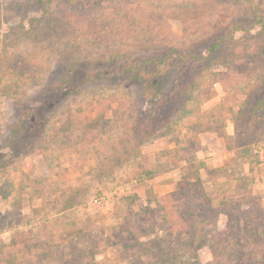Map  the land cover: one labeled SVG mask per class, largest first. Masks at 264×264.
Returning a JSON list of instances; mask_svg holds the SVG:
<instances>
[{
    "label": "rangeland",
    "instance_id": "1",
    "mask_svg": "<svg viewBox=\"0 0 264 264\" xmlns=\"http://www.w3.org/2000/svg\"><path fill=\"white\" fill-rule=\"evenodd\" d=\"M30 1L0 0V243L18 229L31 246L13 264H264V130L245 126L263 96L264 58L242 32L208 50L244 4L59 0L70 17L51 27L30 24L40 14ZM252 1L264 14V0ZM170 47L196 58L149 83L123 69ZM196 71V88L183 90ZM238 130L255 141L242 145ZM21 139L29 145L7 156ZM197 169L214 207L234 198L262 210L259 234L193 244L168 233L161 196Z\"/></svg>",
    "mask_w": 264,
    "mask_h": 264
},
{
    "label": "trees",
    "instance_id": "2",
    "mask_svg": "<svg viewBox=\"0 0 264 264\" xmlns=\"http://www.w3.org/2000/svg\"><path fill=\"white\" fill-rule=\"evenodd\" d=\"M99 1V0H96ZM238 5H243V11L239 18L234 19L228 27L227 33L219 35L209 47L210 53H215L218 48L229 47L231 42H235L234 34L242 32L245 37L256 38V46L261 49L264 58V14L258 4H254L252 0H229ZM59 0H33L27 2V7H32L40 12L39 16L33 15L30 17V24L33 25L36 21L38 24L44 20L48 26L53 27L54 24H62V18L69 19L70 15L66 12L55 10ZM21 6L15 4L9 8L14 11ZM0 7V11H1ZM33 9V10H34ZM55 11V12H53ZM55 13V14H54ZM0 12V24L2 20H6ZM21 16V15H20ZM23 17H20V19ZM26 18V17H25ZM256 30L255 34L251 31ZM223 44H226L223 46ZM232 51L234 49H231ZM196 55L193 51H182L181 49L170 47L164 54L157 57H147L144 60H136L134 64H128L127 67L135 70L140 79L144 83L153 81L156 76L166 73L172 68L177 70L179 66L184 65L187 61L194 60ZM138 62V66L136 65ZM148 62V63H146ZM143 65V67L141 66ZM177 68V69H176ZM70 72V71H68ZM200 73L195 72L190 75L188 82L180 84L183 90L196 88L198 85V77ZM52 89L44 91L45 94L52 93ZM168 96L162 94L158 101V105L151 111L155 114L157 109H161L167 103ZM52 107H47L44 110L45 114L50 113ZM264 112V92L261 99L256 100L247 111L245 126L250 130H255V124L262 127L264 130V122H259L261 113ZM149 118V117H148ZM143 122V121H142ZM145 124V121L144 123ZM260 131V130H258ZM257 133L249 134L247 131L238 130L237 136L242 145H250L255 141L254 137ZM28 139L9 142L6 144L9 151L7 156L20 154L22 148L27 147ZM5 156V155H4ZM3 156V157H4ZM191 169V164L187 169ZM190 176V172L181 177L177 182L176 189L167 195L161 196L170 203V207L166 209V203H160L162 209V220L168 226V233L173 237H179L182 234H188L191 238L190 243H202L204 239L210 238L214 243H241V241H249L254 234H259V228H256V223L263 217L262 210H256L248 207L247 201L242 199L221 201L222 207L216 208L213 205V199L206 197L203 190V182L199 175L198 169ZM194 192V193H192ZM228 201V202H227ZM220 216H224L225 222L219 224ZM263 230V229H262ZM14 235L10 237L8 243H0V264H13L16 255L20 254L24 258L25 252L31 251V246L25 241L26 237L18 229L14 230ZM21 257V258H22ZM75 262V261H74ZM59 264H69L62 262ZM75 264V263H72ZM92 264V263H91ZM132 264H146L143 260L138 259ZM158 264V263H154ZM223 264H229L223 262ZM231 264H233L231 262Z\"/></svg>",
    "mask_w": 264,
    "mask_h": 264
},
{
    "label": "crops",
    "instance_id": "3",
    "mask_svg": "<svg viewBox=\"0 0 264 264\" xmlns=\"http://www.w3.org/2000/svg\"><path fill=\"white\" fill-rule=\"evenodd\" d=\"M169 185H172V184H169Z\"/></svg>",
    "mask_w": 264,
    "mask_h": 264
}]
</instances>
